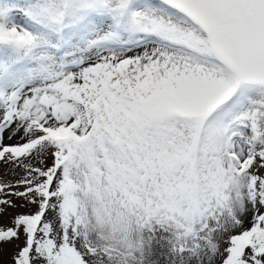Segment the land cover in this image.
Listing matches in <instances>:
<instances>
[{"label":"snow or ice","instance_id":"obj_1","mask_svg":"<svg viewBox=\"0 0 264 264\" xmlns=\"http://www.w3.org/2000/svg\"><path fill=\"white\" fill-rule=\"evenodd\" d=\"M0 165V264H264V0H0Z\"/></svg>","mask_w":264,"mask_h":264},{"label":"rangeland","instance_id":"obj_2","mask_svg":"<svg viewBox=\"0 0 264 264\" xmlns=\"http://www.w3.org/2000/svg\"><path fill=\"white\" fill-rule=\"evenodd\" d=\"M4 171H5V166L0 165V174H2ZM16 211H27V209H17ZM5 259H7V257H5Z\"/></svg>","mask_w":264,"mask_h":264}]
</instances>
